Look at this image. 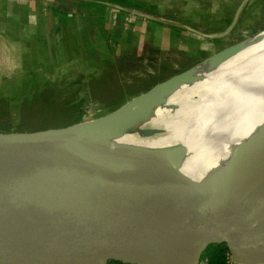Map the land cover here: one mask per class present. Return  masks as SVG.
Instances as JSON below:
<instances>
[{
  "label": "water",
  "instance_id": "obj_1",
  "mask_svg": "<svg viewBox=\"0 0 264 264\" xmlns=\"http://www.w3.org/2000/svg\"><path fill=\"white\" fill-rule=\"evenodd\" d=\"M263 30L244 33L90 123L0 131V264H198L218 245L235 264H264V163L216 183L164 188L119 171L152 172L167 163L176 170L186 149L105 143L138 119L146 125L142 116L161 98L152 95L158 89L194 82L189 69ZM238 149V159L255 153L247 144Z\"/></svg>",
  "mask_w": 264,
  "mask_h": 264
},
{
  "label": "bare ground",
  "instance_id": "obj_2",
  "mask_svg": "<svg viewBox=\"0 0 264 264\" xmlns=\"http://www.w3.org/2000/svg\"><path fill=\"white\" fill-rule=\"evenodd\" d=\"M263 52L264 30L189 69L186 75L194 82L185 81L167 93L154 92L152 95L161 98L142 116L148 119L146 125L138 119L125 126L121 136L105 143L128 151L179 146L187 151L181 167L175 170L167 163L146 172L135 166L119 174L131 181L170 188L199 181L216 183L228 174L262 165L264 61L240 77L236 74ZM86 120L82 122L90 123ZM244 144L255 153L238 159V148Z\"/></svg>",
  "mask_w": 264,
  "mask_h": 264
},
{
  "label": "rangeland",
  "instance_id": "obj_3",
  "mask_svg": "<svg viewBox=\"0 0 264 264\" xmlns=\"http://www.w3.org/2000/svg\"><path fill=\"white\" fill-rule=\"evenodd\" d=\"M244 1L245 4L248 2L246 6V9L250 12V16L248 17H242V12L245 10V4H242L244 6L241 8V11L230 17L228 24L232 23L231 21L233 23L230 25L225 23L224 28H217L215 30L213 29L215 25L213 23L207 24L206 19L202 23L199 22L194 25V31H199L197 37L203 43L202 52L196 57L197 59L194 58V61L191 60L192 62L186 66L221 49L236 38H241L244 33L255 32L264 27V0ZM144 3L155 4L157 8L159 6L163 8L165 5L161 10L163 15L175 13V16L180 18L187 17L188 14L192 15L197 11L200 13L209 10L223 12L227 11L226 9L230 6L227 2H223V0H211V5L205 2L192 4L191 0H144ZM204 3L207 4L206 8L202 7L205 5ZM40 5L41 7H45L41 3ZM185 10H188V14ZM136 14L139 16L138 20L140 22L154 18L163 20V22H167L168 20L162 18V14H159V17L153 13L140 10ZM199 15L197 16L199 17ZM135 26L129 27L131 31H134ZM68 31L69 29L65 34V42L61 46H49L46 48L38 45L34 46L36 51L35 56L46 55L49 57V61H42V66L37 67L33 73H28L29 75L22 72L23 76H20L21 72H17V74L11 76L10 74L14 72L8 73L6 71L8 62L4 53L5 47L2 45V42L0 43V131H28L45 127L64 126L80 120L92 119L107 113L122 102L152 87L157 81L165 78H160L159 74H157L159 72L153 69L154 64L150 59L154 57V51L145 49L140 43L136 45L131 53L132 58L137 63V70H134L131 74L126 73L127 76L119 77L117 79L118 84L115 83L116 81L113 78H109L107 83L102 87L91 88L87 84L91 78H96L100 75V78L95 80L101 81L102 76H104H101L100 69L96 66V63L98 65L101 59L99 58L101 53H91V47H88L84 43L80 44L82 40L79 38L76 40ZM71 32L74 33V31ZM138 33H142V28L138 30ZM109 37L113 38L114 35L110 34ZM130 37H132L131 33ZM136 38H138V35ZM93 40L102 43L107 39L97 35ZM85 42L87 41L85 40ZM113 50L115 54L120 51V49L116 48H110L108 51ZM94 55L95 57H93ZM121 56H117L120 61H122ZM263 61L264 52L242 66L237 72L236 77L246 74ZM172 65L179 68V65L183 64L173 62ZM117 66L116 62L114 66L115 71L117 70ZM181 69L183 68L176 70ZM143 72L147 74L144 75ZM90 91H93V93H88Z\"/></svg>",
  "mask_w": 264,
  "mask_h": 264
},
{
  "label": "crops",
  "instance_id": "obj_4",
  "mask_svg": "<svg viewBox=\"0 0 264 264\" xmlns=\"http://www.w3.org/2000/svg\"><path fill=\"white\" fill-rule=\"evenodd\" d=\"M134 1L144 2V0ZM224 1L230 5L226 9L227 11H221L222 13L211 10L203 11L202 13L197 11L191 15L188 14V10H185L188 15L183 18L175 16V13L163 15L161 10L165 5L163 8L159 6L153 14L157 16L162 14V18L168 19L167 22L156 18L144 22L136 20L132 26H137L134 27V31L130 32L132 34L131 38H133L132 42H130V36L127 37L125 34L127 31L123 29L132 26L125 24L123 14L117 18L114 17L116 18L114 20L109 15V11H111L110 7L105 6L104 13H100L101 5L94 4V2L105 5L109 4L110 2L108 3L106 0H51L45 7H41L38 0H0V43L2 42V45L5 47L4 53L8 62L6 71L8 73L14 72L10 74L11 76H14L17 72H21L20 76H23L22 72L29 75L28 73L36 71L37 67L42 66V61H49V57L46 55L35 56L36 51L34 46L38 45L45 48L49 46H61L65 42V34L68 29V32L76 40L78 38L82 40L80 44H87L91 48L95 44L103 46L104 41L99 43L97 40H93V38L97 35H102L105 30V32L111 31V35H114L113 38L115 40H120L118 42V47L120 48L128 49V45H130L133 46L131 49L133 51L136 45L141 43V46L145 49L154 51L156 56L154 55L153 69L159 72L157 74H159L160 78H163L177 71L176 69L184 68L188 63L194 61V58L197 59L196 57L202 52L203 43L197 37L199 31H194L196 23H202L206 19L207 24L213 23L215 25L213 29L224 28L225 23H229L230 17L241 11V8L244 6L242 4H245L244 0ZM201 2L209 4L211 0H191L192 4H200ZM207 4L202 7L206 8ZM247 4L248 2L245 4V10L242 12L243 18L250 16V12L246 9ZM115 7L120 8L121 11L132 9L134 11L147 12L133 6L122 5ZM231 22L233 23V21ZM140 28H142V33H138ZM137 35L138 38H136ZM90 52L98 51H93L92 48ZM173 62L183 65H179L180 67L178 68V66L172 65Z\"/></svg>",
  "mask_w": 264,
  "mask_h": 264
},
{
  "label": "trees",
  "instance_id": "obj_5",
  "mask_svg": "<svg viewBox=\"0 0 264 264\" xmlns=\"http://www.w3.org/2000/svg\"><path fill=\"white\" fill-rule=\"evenodd\" d=\"M106 2H108V3L110 2V3L105 5L103 3L94 2L95 5H101L100 13L101 12L104 13L105 6L110 7L111 11H113L114 7H112V6H114V5L115 6H122V5L133 6L135 8L145 10L149 13H154L158 9L155 4H147L144 2H139V1H134V0H106ZM111 11H109V15H110ZM121 14H122L121 12L117 13L115 17L117 18ZM116 18H114V20ZM102 29H103V26H102ZM123 30L127 31V33H125V34L127 37H129L130 32H132V31H129L130 28L123 29ZM103 32L104 33L102 35H99V36H102V38L107 39L106 41L103 42V47H100L101 45L95 44V46L92 48H93V51L97 50L98 53H101V56H99V58H101V59L99 60L98 65L96 63V66L99 67L98 69H100L101 76L102 75H104V76H102L101 81L95 80V79H99L100 75L96 78H91V80L87 82V84H89V86H91V88L102 87L105 83H107L109 78H113L116 81L115 83L118 84L117 79H119V77L127 76L126 73L131 74L134 70L138 69L137 63L132 58V54H131L132 53L131 49L133 48V46L128 45V49L127 48H120V47H118V42L120 40L117 41L114 38L109 37L111 34V31L105 32V30H104ZM103 35H104V37H103ZM130 38H129V41L132 42L133 38H131V39ZM110 48L120 49V51L118 52L119 54L118 53L115 54L114 50L108 51V50H110ZM111 52H113V53H111ZM120 55H122L121 56L122 61H120L119 58H117V56H120ZM93 57H95V55ZM153 60H154V57H151L150 61L153 62ZM116 62L118 64V66L116 67L117 70L115 71L114 66H115ZM143 74L146 75L147 73L143 72ZM146 77H151V76H146ZM92 85H93V87H92ZM88 93H93V91H90ZM85 99H87V98H85ZM208 249L201 256V259H205V264H223V257H224L223 254H224L225 248L221 245H218V246H213L212 248H210V250H208Z\"/></svg>",
  "mask_w": 264,
  "mask_h": 264
},
{
  "label": "built area",
  "instance_id": "obj_6",
  "mask_svg": "<svg viewBox=\"0 0 264 264\" xmlns=\"http://www.w3.org/2000/svg\"><path fill=\"white\" fill-rule=\"evenodd\" d=\"M41 4H43L44 6L47 5L50 0H39ZM122 13L123 16H124V22L126 25H129V26H132L134 25L135 21L139 19V16L136 14L137 11H134V10H124V11H121L120 8H116L114 7L113 8V11H111L110 13V16L113 18L116 16L117 13ZM149 20V19H148ZM223 264H235L232 262L228 252L225 250L224 251V254H223ZM107 264H122V263H119V262H109ZM198 264H205V259H200Z\"/></svg>",
  "mask_w": 264,
  "mask_h": 264
}]
</instances>
